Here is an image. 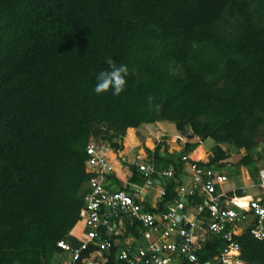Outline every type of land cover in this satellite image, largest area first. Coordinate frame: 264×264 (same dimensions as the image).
I'll list each match as a JSON object with an SVG mask.
<instances>
[{
    "label": "trees",
    "instance_id": "1",
    "mask_svg": "<svg viewBox=\"0 0 264 264\" xmlns=\"http://www.w3.org/2000/svg\"><path fill=\"white\" fill-rule=\"evenodd\" d=\"M108 58L129 70L119 95L95 92ZM157 121L211 139L208 165L226 157L219 144L243 149L235 165L254 178L260 157L248 151L264 127V0H0V264H50L58 239L75 244L67 233L91 176L88 140L117 151L127 128ZM161 145L145 149L148 160L172 167L175 179L183 154H204L197 143L170 152ZM127 167L128 181L141 183ZM106 181L118 187L112 175ZM174 183L163 180L158 208ZM123 223V237H139L141 228ZM233 239L240 261L264 264V237L249 227ZM223 246L211 236L198 259ZM105 264L119 263L111 252Z\"/></svg>",
    "mask_w": 264,
    "mask_h": 264
},
{
    "label": "built area",
    "instance_id": "2",
    "mask_svg": "<svg viewBox=\"0 0 264 264\" xmlns=\"http://www.w3.org/2000/svg\"><path fill=\"white\" fill-rule=\"evenodd\" d=\"M105 145L90 138L85 146L84 171L91 176L75 222L81 225L78 234L71 233L75 223L67 233L75 244L55 242L57 264H105L111 252L119 264H244L233 237L249 227L254 238L264 237V165L256 167L253 179L248 175L234 182L218 165L207 164L210 154L203 151L205 159H194L186 153L175 179L172 167L155 169L136 153L129 165L142 182L126 179L112 189L106 177L115 171ZM166 178L175 181L173 196L160 209ZM124 219L141 228L138 238L123 237ZM211 236L224 246L200 261L196 253Z\"/></svg>",
    "mask_w": 264,
    "mask_h": 264
},
{
    "label": "rangeland",
    "instance_id": "3",
    "mask_svg": "<svg viewBox=\"0 0 264 264\" xmlns=\"http://www.w3.org/2000/svg\"><path fill=\"white\" fill-rule=\"evenodd\" d=\"M159 122H160L159 124H155L154 122L150 124H143V125L141 124L134 133H131L130 131L126 132L125 130L124 145L127 146L128 142L134 139V136H135V139L132 142L133 143L132 145H135V144L138 145V147L142 148L144 152H145V149H148V150L153 149V147L156 144H162L160 150L162 149L163 146H165L167 150L175 151L181 148L182 144H184L185 142H190V143L200 144L199 146L203 148V151L205 150V153L207 155L210 154V157L212 156L213 154L212 149H214V146L216 144L211 139L209 138L198 139L193 135L189 138H186L174 128L172 123L168 121H159ZM184 130L190 131L189 129H186V128ZM256 141H257L256 146L248 151L254 157L255 156L257 158L258 156L260 157L258 158L257 161L253 163V166H255V170H256V167L264 165V127L261 128L259 135L256 138ZM121 142H122V139H121ZM219 147L225 152L226 157H224L223 160H220L222 164L221 166L216 167L217 170L226 173L228 178L230 180H233L234 182H236L237 179L238 180L242 179L241 177H246L248 175L251 179H253V177H251L249 173L248 167L243 166V165H238V166L235 165L239 157H241L242 155L246 153L243 149L235 150L229 144H219ZM192 154L195 157L194 159L196 158L205 159L204 154L202 155L196 154V149L193 151ZM126 156L128 159L131 158L130 153L126 154ZM120 164L124 165L121 162ZM122 167L127 169V167H124V166ZM234 169L236 170L235 173H234ZM78 231L75 232L74 234H78ZM58 261L59 260L56 257H53L50 260V264H57Z\"/></svg>",
    "mask_w": 264,
    "mask_h": 264
},
{
    "label": "clouds",
    "instance_id": "4",
    "mask_svg": "<svg viewBox=\"0 0 264 264\" xmlns=\"http://www.w3.org/2000/svg\"><path fill=\"white\" fill-rule=\"evenodd\" d=\"M106 63L109 66V70L101 71L98 74L95 92L100 94L112 89L114 95H119L125 89L126 76L129 72L128 67L124 64L117 65L116 61L112 58H108ZM149 100L151 103L152 98H149ZM179 150L180 148L175 151Z\"/></svg>",
    "mask_w": 264,
    "mask_h": 264
},
{
    "label": "crops",
    "instance_id": "5",
    "mask_svg": "<svg viewBox=\"0 0 264 264\" xmlns=\"http://www.w3.org/2000/svg\"><path fill=\"white\" fill-rule=\"evenodd\" d=\"M155 124H159L160 122L157 121V122H154ZM143 125V124H142ZM139 127V126H138ZM137 127V128H138ZM137 128H127L126 129V132L128 129H132L134 132L137 130ZM124 138H125V134L124 136L122 137V142H121V149L120 150H117V151H113L112 149L110 148H107V151H106V156L108 157V159L110 160V162L113 164L114 161H116L117 165L119 166L120 168V174L121 176H119L116 172H115V175L113 176L119 183L123 184L126 179H128V176L130 174L129 172V169H128V165L130 164V162L132 161L133 159V156L136 154V153H141L142 155H146V152H144V150L142 148H139L138 145H132L134 139H135V136H134V139H132L131 141L128 142L127 146L124 145ZM132 145V146H131ZM200 145V144H199ZM198 145V146H199ZM197 148V147H196ZM194 148L190 153L189 155H191V153L196 149ZM167 150V149H166ZM171 150H167V152H170ZM205 151V150H204ZM108 152H110L112 155H113V158L110 157V155L108 154ZM131 154V158L128 159L126 154ZM148 159V157H147ZM123 163L124 165L120 164ZM122 166L124 167H127V169L123 168ZM149 195H146V199L149 200ZM76 225V223H75ZM73 227V230L71 231V233H75L77 232L79 229H78V226H75ZM57 259L58 257L55 256Z\"/></svg>",
    "mask_w": 264,
    "mask_h": 264
},
{
    "label": "water",
    "instance_id": "6",
    "mask_svg": "<svg viewBox=\"0 0 264 264\" xmlns=\"http://www.w3.org/2000/svg\"><path fill=\"white\" fill-rule=\"evenodd\" d=\"M181 134H182L184 137H186V138H189V137L192 136V133H191L190 131H188V130H183V131L181 132Z\"/></svg>",
    "mask_w": 264,
    "mask_h": 264
},
{
    "label": "bare ground",
    "instance_id": "7",
    "mask_svg": "<svg viewBox=\"0 0 264 264\" xmlns=\"http://www.w3.org/2000/svg\"><path fill=\"white\" fill-rule=\"evenodd\" d=\"M192 153H193V152H192ZM192 153H191L190 157L195 158L194 155H193ZM197 159H202V158H197ZM80 225H81L80 222H77V224H76L75 226H78V229H79V228H80ZM72 230H73V228H72ZM72 230H71V231H72Z\"/></svg>",
    "mask_w": 264,
    "mask_h": 264
}]
</instances>
